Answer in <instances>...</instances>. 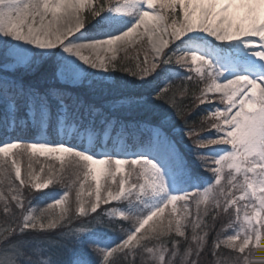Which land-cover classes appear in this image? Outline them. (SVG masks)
Wrapping results in <instances>:
<instances>
[{
  "label": "rangeland",
  "instance_id": "obj_1",
  "mask_svg": "<svg viewBox=\"0 0 264 264\" xmlns=\"http://www.w3.org/2000/svg\"><path fill=\"white\" fill-rule=\"evenodd\" d=\"M95 1L0 0L4 74L22 69L37 79L32 88L39 91L86 87L111 116L121 107L101 87L115 82V63L154 69L170 54L173 75L203 83L198 104L213 118L208 136L196 139L188 124L156 126L158 142L126 151L127 141L116 145L129 127L112 115L110 121L118 123L110 131L111 147L95 148L98 135L92 134L79 149L61 139L82 145L80 124L62 120L61 136L50 139L44 123L33 140L0 142V211L17 228L55 229L50 237L70 242L66 256L45 258L46 264H193L207 241L208 216L220 226L217 249L222 245L241 256L264 251V26L254 35L241 31L239 23L248 20L236 10L238 19L222 34L218 15L233 7L231 0H211L204 11L201 0H105L107 9L97 18L91 14L96 23L89 29L84 14ZM194 20L199 23L191 28ZM47 60L51 66L40 70ZM228 82L233 84L224 86ZM80 96L87 103L86 94ZM66 108H60L64 116ZM33 118L36 127L41 117ZM180 140L191 146L173 143ZM23 149L46 160L27 166ZM212 169L217 177L210 184ZM30 194L39 198L35 204ZM103 213L126 228L104 233L78 227ZM27 249L41 248L25 240L7 243L0 264H18Z\"/></svg>",
  "mask_w": 264,
  "mask_h": 264
},
{
  "label": "trees",
  "instance_id": "obj_2",
  "mask_svg": "<svg viewBox=\"0 0 264 264\" xmlns=\"http://www.w3.org/2000/svg\"><path fill=\"white\" fill-rule=\"evenodd\" d=\"M106 1L110 2V0ZM107 7L108 4L105 3V0H96L92 9L84 14L85 26L92 29L96 18L102 16ZM91 14H95L96 18ZM2 53L3 51L0 50V81L4 82H0V142H3L6 137L29 140V137L44 131L42 126L44 123L47 126V130L44 131L46 136L50 139H58L61 136L60 125L65 121L72 126L80 124V128L84 130L85 142L93 137L92 134L98 135L96 145L99 147L105 141L108 144L111 143V137L115 131H110L118 123L111 122L113 116L121 120L125 127H129L122 134L124 138L121 139H127L129 143H133L134 147L136 146L134 144L143 141L158 140L157 135L153 133L156 126L167 125L168 130L169 128L176 129L174 125L179 127L182 124H188V126H192L196 134L198 133L196 139L202 140L208 136V125L213 118L207 119L204 116L206 115L205 105L198 104L199 90L203 83L192 84L188 78L186 80L184 77L173 75L174 63L173 59L169 58L170 54L165 55L154 69L139 70L136 64L129 65L122 59L115 63V82L112 85L107 84L101 87L111 100L110 102L121 107L115 109L112 112L113 116H110L107 109L101 107L104 105L101 104L99 98L91 94L86 87L69 90L55 85L39 91L32 88L37 83V79L32 78L31 74L25 73L22 69L5 75V71L2 69L4 64ZM50 62L51 60L45 61L40 70L51 66ZM16 85L21 86L26 92L23 94ZM80 94H86L87 103H80ZM76 103L79 104L77 106L82 107L81 111L75 110ZM12 106L13 111L10 112ZM61 106L67 107L68 113L65 116L63 113L61 114ZM30 111H35L34 117H41L36 127L33 125L34 118L29 113ZM7 127L11 129L7 130ZM136 129H139L138 133L134 132ZM70 131H73V128ZM183 132L185 130L181 131V134ZM180 141L181 145L176 141L173 143L180 147L191 146L187 140ZM193 146L196 145L193 144ZM198 150L200 156H206L204 148ZM216 177L217 175L213 178L211 173L208 180H212L214 183ZM27 190L30 192L29 189ZM27 198L32 204H35L39 199L36 198V195ZM247 207L249 208V205ZM71 220H68L67 224L65 223L66 226L63 223L59 226L61 231L64 232L69 228ZM12 221V218L0 211V254L7 243L25 240L29 244L38 245L41 248L40 253L27 249L18 259V264H46L45 258L56 260L66 256L65 251L71 246L70 242L56 238L55 235L50 237V233L54 234L55 229L51 232L39 227L30 230L23 225H19L17 228L16 225H12ZM86 221L79 223L78 227L87 230L90 226L104 233L123 231L126 228L121 220H112L106 217L105 213L94 215ZM207 222L211 223L209 229L204 231L207 241L195 254L196 258L193 260V264H232L234 262L241 264L240 260H245L242 264H264V254H262L264 251L260 248L257 253L251 251L252 255H244L245 259H243L244 256L231 253L225 246L221 245L217 249L215 244L220 237V226L217 224L214 226L210 216H208ZM47 244L49 245L47 246ZM40 256L42 257L40 258Z\"/></svg>",
  "mask_w": 264,
  "mask_h": 264
},
{
  "label": "bare ground",
  "instance_id": "obj_3",
  "mask_svg": "<svg viewBox=\"0 0 264 264\" xmlns=\"http://www.w3.org/2000/svg\"><path fill=\"white\" fill-rule=\"evenodd\" d=\"M211 0H201V10L204 11L202 9V7L204 5H208L210 3ZM232 1V8H229L227 11L222 12L218 15V19L221 21V23L223 24V28L221 33H227L228 30L230 29V24L233 21V19H238L237 17V13L236 10H239L240 12H243L245 14V16H247V20L248 22L243 23L240 22V30L241 31H247L249 32V34L254 35L258 29L262 26H264V0H231ZM216 15V17H217ZM199 23L198 20H194L192 21L190 27H195L197 26ZM250 44H247L246 46H249ZM232 83H226L224 86H229L232 85ZM11 137H6L5 140L9 139ZM29 140H33V137H29ZM4 140V141H5ZM61 140L63 141H67L69 144L72 145H76L79 149H85L83 146L77 144L76 142H74L73 140L71 141L70 139H66V138H62ZM25 151V153H27L28 155V165H39L40 162L42 160H46L43 159L41 157H37L32 155L31 153H29L28 151H26V149H23ZM91 151V150H89ZM91 153V152H90ZM31 154V155H29ZM72 158H75L78 161H83L80 156L76 155L74 153V156H72ZM156 158H158V156H156ZM59 165L63 164V163H58Z\"/></svg>",
  "mask_w": 264,
  "mask_h": 264
}]
</instances>
